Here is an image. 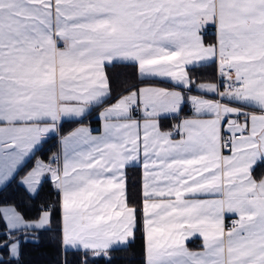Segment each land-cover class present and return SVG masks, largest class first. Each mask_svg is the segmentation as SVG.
I'll use <instances>...</instances> for the list:
<instances>
[{
    "label": "snow or ice",
    "instance_id": "6c2138e0",
    "mask_svg": "<svg viewBox=\"0 0 264 264\" xmlns=\"http://www.w3.org/2000/svg\"><path fill=\"white\" fill-rule=\"evenodd\" d=\"M129 68L134 82L113 95ZM68 121L78 126L62 134ZM257 168L264 0H0V264H22L45 236L54 264H115L116 252L129 264H264ZM45 182L56 201L26 219L8 189L32 201Z\"/></svg>",
    "mask_w": 264,
    "mask_h": 264
},
{
    "label": "trees",
    "instance_id": "16d2710c",
    "mask_svg": "<svg viewBox=\"0 0 264 264\" xmlns=\"http://www.w3.org/2000/svg\"><path fill=\"white\" fill-rule=\"evenodd\" d=\"M206 40L211 39V35L205 37ZM121 71V75L119 77L113 76V95L118 93L121 88L124 86V82L127 81L129 83L133 81V70L131 68L126 70H116ZM216 75V67L215 65H211L206 68H201L198 71L193 73V76L196 80H212ZM157 84L170 86L168 83L164 81H156ZM195 92H199L195 86H193V90ZM185 110V108H184ZM93 123L97 120L93 119ZM173 120L164 119L162 120V124L170 125ZM75 123L74 122H65L62 127V133L69 128H71ZM57 137H51L47 140V143L44 144L41 152H38L36 155L42 157L43 159H48L49 155L52 152L57 150ZM34 159V157H33ZM30 166V165H29ZM264 169L257 168L256 175L259 176ZM128 175V192L130 200L133 203L138 202L139 197V189H140V175L141 170L139 167L129 168L127 169ZM17 180H19V176H17ZM7 198L10 203L14 202L19 207L18 209L25 215L26 219H31L38 214L39 206L44 203L47 204L50 201L55 202L57 199V193L52 189L50 182H45L43 187L41 188L39 195L32 201H29L25 196L24 190L22 188L17 187L16 183H13L11 188L8 189ZM139 235V234H138ZM44 247H41L39 250L29 245L24 250V256L22 257V264H54L56 259V252L54 248L47 247L48 237L45 236L42 238ZM137 252L140 249V241L137 240ZM114 255L118 258L115 264H129V257L131 256L130 252H116ZM140 260V256L137 255L133 259V264H136L137 261Z\"/></svg>",
    "mask_w": 264,
    "mask_h": 264
},
{
    "label": "crops",
    "instance_id": "0c3cea01",
    "mask_svg": "<svg viewBox=\"0 0 264 264\" xmlns=\"http://www.w3.org/2000/svg\"><path fill=\"white\" fill-rule=\"evenodd\" d=\"M211 29L209 30V32L211 33ZM204 81H209V80H202V81H198L197 83H200V82H204ZM158 86H161V87H169L167 85H162V84H158ZM192 95H200V92H195V91H192L191 93ZM208 98H212V97H208ZM184 115H190V110H189V107L188 106H185V110L183 112ZM162 123V122H161ZM173 123H175V121H172V123L170 125H165V124H162L163 127L165 129H167L168 127H170ZM78 125L75 123L71 128H69L68 130L64 131L62 134H66L68 133L69 131H71L72 129H74L75 127H77ZM91 127L92 129L94 130H97L99 129V122L96 121L95 123H93V121L91 122ZM42 158V157H41ZM43 159V158H42ZM45 161H47L46 159H44ZM141 170V169H140ZM229 227V226H228ZM201 244H202V241L200 238L198 237H193V238H190L187 242V247L190 249V250H199L201 248Z\"/></svg>",
    "mask_w": 264,
    "mask_h": 264
},
{
    "label": "built area",
    "instance_id": "2783aa9c",
    "mask_svg": "<svg viewBox=\"0 0 264 264\" xmlns=\"http://www.w3.org/2000/svg\"><path fill=\"white\" fill-rule=\"evenodd\" d=\"M49 203H52L51 201ZM235 217H232V216H228L225 220V225L226 227L228 226H231V223H232V220L234 219Z\"/></svg>",
    "mask_w": 264,
    "mask_h": 264
},
{
    "label": "rangeland",
    "instance_id": "374dc122",
    "mask_svg": "<svg viewBox=\"0 0 264 264\" xmlns=\"http://www.w3.org/2000/svg\"><path fill=\"white\" fill-rule=\"evenodd\" d=\"M34 160H35V157H34V159H33V162H34ZM19 210V209H18ZM20 211V210H19Z\"/></svg>",
    "mask_w": 264,
    "mask_h": 264
}]
</instances>
